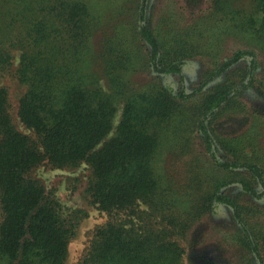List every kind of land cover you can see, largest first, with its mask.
Here are the masks:
<instances>
[{
  "label": "trees",
  "instance_id": "1",
  "mask_svg": "<svg viewBox=\"0 0 264 264\" xmlns=\"http://www.w3.org/2000/svg\"><path fill=\"white\" fill-rule=\"evenodd\" d=\"M97 2L0 0V81L24 88L18 116L34 134L0 86V264L67 261L87 214L33 175L45 163L85 165L86 197L108 216L82 264H183L191 230L220 205L232 263L264 264V208L248 203L264 197V0ZM195 59L206 65L189 89ZM251 90L263 109L248 115ZM234 114L243 131L223 132Z\"/></svg>",
  "mask_w": 264,
  "mask_h": 264
},
{
  "label": "rangeland",
  "instance_id": "2",
  "mask_svg": "<svg viewBox=\"0 0 264 264\" xmlns=\"http://www.w3.org/2000/svg\"><path fill=\"white\" fill-rule=\"evenodd\" d=\"M112 1L114 0H103L102 4L97 2L95 3L97 4L95 8L99 11L111 13L113 11ZM170 2L171 0H156V5L158 7L164 6L167 10ZM207 5V0H203L201 6L206 7ZM18 62L19 54L14 59L13 69L16 68ZM205 65V61L200 59L189 61L185 65L189 89H192L199 82ZM0 86H6L8 90L11 113L18 128L32 135L33 132L25 127L18 116L19 98L24 88L11 73L2 77ZM243 101L247 104L248 115H251V112L257 109V106H260L252 90L244 94ZM260 109H263L262 105L260 108L258 107V110ZM120 112L119 110L117 116H119ZM245 116L244 114H234L232 117L228 116L221 119L219 123L222 131L229 134L241 133L246 125L244 122ZM168 161L169 153L164 150L159 162L161 169L169 165ZM89 173L90 171L85 165L75 169H58L46 163L37 167L33 172L35 177L39 178L47 187L55 191L66 207H79L87 214L82 219L76 236L70 242L69 256L65 264H82V259L90 245L94 230L108 219L107 214L94 206L86 197L85 188ZM248 201L249 205L264 208V197L262 200L248 199ZM260 222L261 229H264V217L260 218ZM232 227L233 221L230 209L224 205H220L219 213L203 217L191 230L189 241L185 242L187 251L183 264H192L193 262L205 264L206 260L204 259V255H208L210 258H214V260L216 259L218 263L233 264L232 262L237 257V249L224 241ZM255 264H257V261Z\"/></svg>",
  "mask_w": 264,
  "mask_h": 264
}]
</instances>
